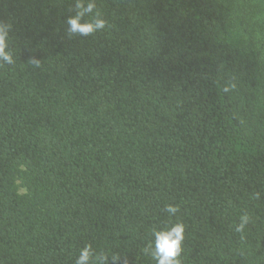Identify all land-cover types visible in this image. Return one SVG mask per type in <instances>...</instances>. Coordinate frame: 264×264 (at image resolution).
I'll list each match as a JSON object with an SVG mask.
<instances>
[{
  "label": "trees",
  "instance_id": "trees-1",
  "mask_svg": "<svg viewBox=\"0 0 264 264\" xmlns=\"http://www.w3.org/2000/svg\"><path fill=\"white\" fill-rule=\"evenodd\" d=\"M240 1L96 0L107 26L81 37L74 0H0V264L88 244L155 264L151 230L177 220L182 264H264V50Z\"/></svg>",
  "mask_w": 264,
  "mask_h": 264
},
{
  "label": "clouds",
  "instance_id": "clouds-1",
  "mask_svg": "<svg viewBox=\"0 0 264 264\" xmlns=\"http://www.w3.org/2000/svg\"><path fill=\"white\" fill-rule=\"evenodd\" d=\"M66 24L69 36L89 37L104 30L107 21L97 9L96 0H74V14L67 17ZM11 30L10 22L0 20V67L5 64L14 65L16 62L15 54L10 49ZM29 63L35 68L41 66L40 60L36 57L31 58ZM230 87L234 88L235 84L225 86L223 91L228 92ZM260 197V192L254 193V198L260 199ZM163 210L169 217H173L179 212V206L167 204ZM250 222L251 217L247 213L242 214L238 223L234 225V231L243 234ZM151 237L152 239L143 249L144 255L150 256L155 264H182L181 255L185 239L183 222L177 220L166 223L161 228H153ZM121 256L106 249L97 251L88 244L79 250L75 264H109L110 258L111 261L116 262L120 261ZM123 264H128L127 260Z\"/></svg>",
  "mask_w": 264,
  "mask_h": 264
},
{
  "label": "rangeland",
  "instance_id": "rangeland-1",
  "mask_svg": "<svg viewBox=\"0 0 264 264\" xmlns=\"http://www.w3.org/2000/svg\"><path fill=\"white\" fill-rule=\"evenodd\" d=\"M236 26L248 38L254 41L262 39L264 50V0H248L237 2L235 13ZM23 191V189H20Z\"/></svg>",
  "mask_w": 264,
  "mask_h": 264
}]
</instances>
